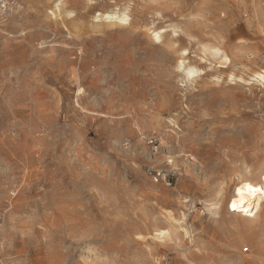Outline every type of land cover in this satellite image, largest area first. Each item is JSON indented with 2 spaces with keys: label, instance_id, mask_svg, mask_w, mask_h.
Segmentation results:
<instances>
[{
  "label": "rangeland",
  "instance_id": "1",
  "mask_svg": "<svg viewBox=\"0 0 264 264\" xmlns=\"http://www.w3.org/2000/svg\"><path fill=\"white\" fill-rule=\"evenodd\" d=\"M262 78L264 0H0V264H254Z\"/></svg>",
  "mask_w": 264,
  "mask_h": 264
},
{
  "label": "bare ground",
  "instance_id": "2",
  "mask_svg": "<svg viewBox=\"0 0 264 264\" xmlns=\"http://www.w3.org/2000/svg\"><path fill=\"white\" fill-rule=\"evenodd\" d=\"M59 10H58V13H59ZM117 13H119V12H117ZM111 18H112V16H108V18H106V19L111 20ZM100 20L102 21V19H100ZM126 21L127 20L123 19V20H121L120 23L122 24L123 22L125 23ZM104 25H106V23ZM153 37L155 40L159 41L161 39L160 32L154 31ZM214 54L222 57V51L220 49L214 50ZM181 56H183V55H181ZM182 59H184V58H182ZM184 60H183V62H184ZM183 62H181V63H182V66L185 67L186 76L193 78L196 76V74L199 73L196 69H194L190 66L186 67ZM186 63H187V60H186ZM262 81H264V78H262ZM137 126L139 127V124H137ZM140 129L141 128H139V130ZM249 170H251V169H249ZM251 171L253 172V169ZM258 172H259V170H258ZM234 186L235 187H234L233 193L229 197L227 205H226V199H222L221 195H220V199L218 202L221 203L223 205V207L226 206V209L230 213H237V214L243 215V216H247V215L248 216H256V215H258V218L254 222H251V225H250L251 228L250 229L256 230L258 233L257 239L255 241L256 242L255 244L257 245V252L259 253V255L257 257V262L259 264H264V168L260 172L259 177L255 181L242 180L240 177V179L238 180V182H236V184ZM218 212H219V210H218ZM154 234H155L154 236H156V238L158 240H163V241L171 239V236H172V233L170 232V230H157L156 233H154ZM188 234L189 233H186V235H188ZM183 256H185V255H183Z\"/></svg>",
  "mask_w": 264,
  "mask_h": 264
},
{
  "label": "crops",
  "instance_id": "3",
  "mask_svg": "<svg viewBox=\"0 0 264 264\" xmlns=\"http://www.w3.org/2000/svg\"><path fill=\"white\" fill-rule=\"evenodd\" d=\"M256 260H255V258L253 257V258H251V261L250 262H252V263H254V264H257V261L255 262Z\"/></svg>",
  "mask_w": 264,
  "mask_h": 264
}]
</instances>
